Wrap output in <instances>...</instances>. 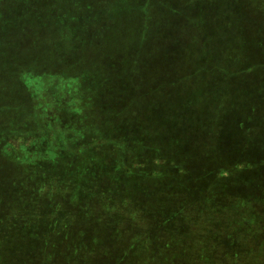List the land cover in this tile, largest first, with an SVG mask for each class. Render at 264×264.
Returning <instances> with one entry per match:
<instances>
[{"label": "rangeland", "instance_id": "obj_1", "mask_svg": "<svg viewBox=\"0 0 264 264\" xmlns=\"http://www.w3.org/2000/svg\"><path fill=\"white\" fill-rule=\"evenodd\" d=\"M77 1L74 13L63 20L37 9L36 0H0V136L6 141L9 137L31 139L36 122L30 115L37 118L43 111L45 121L58 112L64 130H71L68 140H73V145L82 141H74L73 137L82 136L84 128V143L91 141V136H101L98 132L114 139L132 136L142 140L146 148H150V139L158 141L165 137L168 143L160 145L164 151L182 150L196 165L192 172L197 176L192 175L191 179L196 181L198 177L200 186L190 180L186 186H194L198 191L208 182L206 175L210 179L207 171L215 170L217 163L245 155L242 143L247 125L257 123L258 127L251 136L254 139L250 137L247 142L252 149L253 144L264 141V0H163L168 9L161 18L149 9L142 12V3L133 0ZM45 4L50 5V0ZM186 12L191 14L189 19ZM147 14L148 27L152 26L151 21L154 24L149 29L151 34L147 33L149 42L143 44L139 41L146 32L139 27ZM60 20L67 21L72 30L62 34L61 43L67 48L62 52L57 50L56 24ZM159 30L161 34L157 33ZM72 36L78 38L79 46L68 49L69 45L72 47ZM201 58L218 62L214 66L217 71L228 69L224 79L230 85V97L220 114L216 138L206 127L212 116L208 103L217 99L210 88L218 91L221 82L214 77L211 86L203 83L205 68L196 65ZM90 94L88 110L92 117L84 121L80 119V109L85 100L88 104ZM208 139L209 144L203 143ZM56 141L58 147L62 139ZM45 143L47 146L48 142ZM107 150V162L114 163L115 150L111 146ZM3 152L0 143V155ZM9 160L0 157V264L3 259L25 258L16 253L17 247L22 252L23 245L32 249L30 255L36 258L32 263L38 264V256L34 255L41 236L52 243L58 233L46 231L42 223L47 224L50 219L52 224L56 217L49 211L40 222L31 213L38 207L34 199L46 196L51 201L52 197L38 188V182L44 178L42 169L25 165L22 159V166L17 167ZM96 163L100 166V156ZM129 191V204L141 210L151 209L153 198L143 193L145 189L136 183ZM89 192L92 199H87L81 209L73 207L76 202L71 197L62 206L73 225L66 228V245L57 248L61 263L80 264L82 258H96L92 264H110L112 260L120 264L128 258H138L141 251L136 245L144 240L138 232L148 228L137 220L141 214H130L138 225L98 223L101 196L95 186ZM8 200L16 204L13 212L17 213L12 218L6 215L11 211L1 206ZM55 205L60 208L59 203ZM117 207L114 204L113 210L118 211ZM165 208H172L169 201ZM26 214L29 215L22 220ZM171 215L169 212V218ZM178 227L180 231L172 229L170 234L179 235L183 245L191 236L185 231L187 224ZM54 228H58L57 224ZM207 235L213 241L216 237L212 230L205 232L206 237L200 236L205 247L212 245ZM149 236V241L155 243L156 237L152 233ZM196 239L198 246L190 249L192 254L200 247ZM92 245L102 247L90 253ZM213 249L210 253L198 251L199 257L195 258L202 254L214 258L218 248L214 245ZM200 250L204 251L201 247ZM179 255L185 258L186 253Z\"/></svg>", "mask_w": 264, "mask_h": 264}, {"label": "trees", "instance_id": "obj_2", "mask_svg": "<svg viewBox=\"0 0 264 264\" xmlns=\"http://www.w3.org/2000/svg\"><path fill=\"white\" fill-rule=\"evenodd\" d=\"M47 1L36 0L37 9L51 12V14L63 20L74 13L78 4L77 0L67 2L50 0V5H47L45 4ZM133 1L142 3L140 7L145 10L142 12L147 13L149 9L158 14L160 18L168 9V7H165L167 5L163 0ZM38 13L40 12L38 11ZM186 14L189 19L191 17L190 12H186ZM154 21L156 25H159L156 22L157 20ZM149 22L147 14L143 26L140 25L139 27L143 32H146L144 39H140V43L147 44L149 42L150 30H152L154 24L151 21L152 26L148 27L147 23ZM56 30L59 34L57 50L62 52V50L67 49L61 43L62 34L66 31L72 33V30L69 29L67 21L62 22L61 20L57 22ZM159 32L161 34V30L157 33ZM71 40L72 47L69 45L68 49L79 46L78 38L72 36ZM160 41L166 42L165 39ZM208 60V58H201L196 62V65L205 68V81L203 83L211 86L214 77L219 79L218 83L221 82V88L219 87L218 91L210 88L213 95L214 93L217 94V99L208 103L209 112L212 116L208 119L209 124L206 127L216 138L220 114L226 107L230 97V85L224 79L226 77L225 72L228 69L217 71L214 66H217L218 62H214L211 58ZM192 80H196V78ZM87 99L89 105H86L87 100H85L83 108L80 109L83 113L80 119L84 118V121L92 117L90 115L91 111L88 110L90 106L89 99H92L91 94ZM191 103L194 106L193 108H196L195 103ZM43 112L37 118H35V115H30V119L32 118L36 122H34L36 126L32 129L31 139L25 137L13 139L9 137L6 141V138L0 136V143L4 149L3 156L1 154L0 157L9 158V161L12 160L11 163L17 167L22 166V159V162L26 161L25 165L42 169L41 173L43 172L42 176L44 178L40 183L38 182V188L47 193L49 192L47 196L52 197L51 201L46 196L34 199L38 207L32 209L35 212L31 211V216L33 218L37 217L40 222L43 220V214H47L49 211L54 213L56 218L52 224L50 219L47 224H42L45 225L44 229L46 231L58 232L52 243L48 242V238L41 236V240L37 244L38 249L34 255L38 256V264H62V258H59L60 252L57 248L66 245L65 243L69 240L65 235L69 231H66V228L73 225L71 220L67 218L68 213L64 212L62 206L71 197V201L76 202L73 207L81 209L87 199H92L89 190L94 186L97 193L102 190L101 193H98L101 196V220L92 213V209L89 212L96 217L98 223L121 224L122 227L124 224L131 225L136 222L138 225V222L134 221L135 218L130 216V214L138 212L142 217L137 220L148 227L145 228V231L140 230L138 232L141 233L144 239L136 245L140 246V256L138 258H128L127 261H121L120 264H264V141L257 145L253 144V149L248 145L249 143L247 144L248 139L256 134L257 123L251 122L252 124L246 126L247 129H245L246 132L243 135L244 144L242 143L245 155L234 161L217 163L215 170L207 171L210 179L206 175L208 182L202 190L199 189L198 191V189L195 190L194 186H186V182L189 180L191 184H196V187L200 186L198 177L196 181L191 179L192 175L195 178L197 176L196 173H193L197 168L196 165L188 159L187 154L182 150L164 151L160 145L168 143L167 138L164 137L158 141L150 139V148H146L142 140H135L132 136L128 138L123 135L125 139L123 137L114 139L113 137L102 136L101 132H98L101 136H97V138L91 136V141L84 143L83 139L87 133V129L84 128L81 132L82 136L79 134L73 137L74 141H82L73 145V140H68L72 135L71 130L69 132L64 130L58 112H54L49 121H45L46 111ZM87 114L89 115L87 116ZM75 122L78 123L79 121L76 120ZM55 128L58 131L54 132L53 129ZM105 134L110 136L107 132ZM57 138L62 139L58 147ZM188 138L194 139L192 136H188ZM214 138L212 137L213 140ZM251 138L254 139V137ZM46 141L48 142L47 146L46 143L43 144ZM205 141L203 143L209 144L211 139ZM69 144L71 145L68 147ZM110 146L115 150L114 163L107 162L109 151L107 149ZM186 146L189 148L188 144ZM258 146H261V148L258 149ZM255 149L258 151L254 152ZM139 153L146 156L143 158ZM98 156L101 157L100 166L96 165ZM93 163L95 165H92ZM59 166H62V169H59ZM200 173H204V171L201 170ZM136 183L140 189H145L144 194L149 198H153L151 209H148V211L141 210L128 203L131 198L129 190ZM168 196L169 199L167 200L166 197ZM168 201L170 207H172L170 210L165 208ZM55 202L59 203V209L55 207ZM114 204H117L118 211L113 210ZM1 206L11 211L8 212L10 214H6L10 218L16 216L17 212H13L16 209L14 202L8 200ZM156 206H158V209H155ZM44 209H46V212ZM176 209L180 212H177ZM169 212L172 214L170 218L168 216ZM29 214L22 215V220ZM56 224L58 228H54ZM183 224H187L185 231L190 234L191 238L187 243L181 245L179 235L170 234V232L172 229L180 231L178 226ZM39 226L42 227V225ZM62 229L63 231H61ZM125 229L127 230V228ZM35 230L37 231V229ZM207 230H212L216 234L214 241L207 235L208 240H210L209 244H212L209 247L202 244V238L200 237L205 236ZM199 232L202 233L199 235ZM151 233L156 237L155 243L149 241ZM195 238H197V243L204 251L202 252L199 247L198 250H195L196 252L194 251L195 254H192L190 252L193 251L190 249L198 246L194 241ZM133 244L130 246L132 247ZM214 245L218 248L216 253L213 254L214 258L204 257L203 254L200 258H195L199 257L196 256L198 251L201 253L215 251L213 249ZM104 246L107 247L105 243ZM97 247L102 246L97 245ZM97 247L92 245L88 251L91 253ZM18 249L17 247L16 253L25 258L3 259L2 264H33L32 261L36 258H32L33 256L30 255L32 249L27 245L22 246V252H19L21 249ZM183 251L186 253L185 258L179 255ZM95 259L82 258L83 261H80V264H92L91 262ZM104 259L102 258V260ZM102 260H100V263ZM110 264H115V260H112Z\"/></svg>", "mask_w": 264, "mask_h": 264}]
</instances>
